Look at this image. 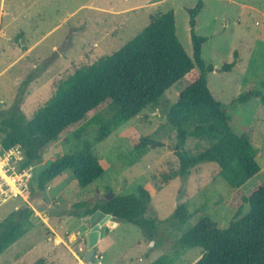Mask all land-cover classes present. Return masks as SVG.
Instances as JSON below:
<instances>
[{
    "label": "rangeland",
    "instance_id": "obj_1",
    "mask_svg": "<svg viewBox=\"0 0 264 264\" xmlns=\"http://www.w3.org/2000/svg\"><path fill=\"white\" fill-rule=\"evenodd\" d=\"M197 1L0 0V7L14 8L20 15L23 4H26L30 6L31 21L41 19L40 28L31 27L34 22L29 24V20L26 23L19 21L28 31L26 47L36 42L28 52H23L22 37L13 34L12 27L7 36H0V121L3 115L20 112L26 120L30 119L54 94L58 83L71 75L77 66L93 63L101 56L117 51L139 34L155 14L170 9L174 11L177 35L188 54L193 56L188 8L194 7ZM203 1L196 33L209 37L202 47V57L207 64L214 66L213 71L206 72L208 86L215 98L228 108L232 127L238 133H247L257 148L261 170L242 187L248 193L264 181V103L257 96L243 103L235 100L251 86H257L264 92V0ZM235 60L237 63L232 68L224 69L226 63ZM186 85L185 80L178 81L158 102L150 104L143 113L102 141L95 139L99 129L97 123L83 126L62 138L43 155L41 166L90 145L104 173L83 187L73 171L67 170L56 177L45 191L28 195V201L14 197L3 203L0 221L16 210V206H33L51 224H56L58 232L63 235L61 231L71 230L70 222L74 227L77 222L73 217L60 220L61 215L51 213L54 206L69 208L75 201L88 199L99 190L105 195H126L137 193L141 187L147 189L151 194L150 210L168 225V230L159 231L158 236L150 241L140 227L122 220L103 244L98 245L114 246L107 253L104 264H124V261L127 264L126 258H119L122 252L128 253V260L137 259L138 246H154L156 243L157 246L174 248L178 232L188 230L205 216H210L220 228H226L235 213L229 201L236 189L220 175L219 165L202 162L192 169L188 177L175 175L180 167L175 154L177 149H186L196 155L212 145L211 140L190 134L182 139L166 118V110ZM115 110L116 106L112 104L95 116L108 118ZM187 128L188 131L192 129L191 126ZM144 137L159 144L136 147ZM57 194L67 197L64 200ZM179 203L188 206L190 216L185 223L175 218ZM248 209L246 204L244 213ZM39 212L36 214L34 211L33 215L39 217ZM41 225L30 228L2 253L0 264H63L50 256L55 251L52 247H61L64 243L56 244L53 233L51 236L46 234ZM80 241L87 246L84 236L78 243ZM78 243L69 244L76 249ZM34 246L36 248L33 249ZM201 251V247H190L185 250L181 261L188 263ZM65 261L71 263L68 257Z\"/></svg>",
    "mask_w": 264,
    "mask_h": 264
},
{
    "label": "trees",
    "instance_id": "obj_2",
    "mask_svg": "<svg viewBox=\"0 0 264 264\" xmlns=\"http://www.w3.org/2000/svg\"><path fill=\"white\" fill-rule=\"evenodd\" d=\"M203 5L204 1L198 0L194 7L188 8L193 56L177 35L174 11L155 14L150 23L120 49L93 63L77 66L58 83L54 94L30 119L26 120L21 112L3 115L0 145L2 149L21 146L27 156L25 165H32L41 163L43 155L62 138L88 124L99 125L95 139L102 141L143 113L150 104L158 102L170 87L183 79L187 85L166 110V118L182 139L190 134L209 139L212 145L196 155L177 149L175 154L180 167L175 175L188 177L202 162L217 163L220 175L236 189L229 202L235 214L226 228H220L210 216L202 217L188 230L178 232L175 245L178 248L174 246L175 249L162 254L152 264H173L185 250L197 246L203 249V255L194 264H264V181L248 193L242 188L261 170L257 148L247 133H238L232 127L228 108L215 98L208 86L206 72L213 71L214 66L202 57V47L209 37L196 33L197 16ZM235 63L236 60L226 63L224 69L232 68ZM256 87L251 86L235 101L243 103L257 96L264 103V92ZM112 104L116 110L110 117L95 116ZM187 126L192 129L188 131ZM157 144L144 137L136 147ZM70 169L83 187L104 173L98 156L87 145L47 165L38 164L28 195L45 191L56 177ZM150 203V192L141 187L137 193L117 194L110 199L96 193L74 202L69 208L54 206L51 213L83 219L102 209L116 219L137 225L145 237L153 241L159 231L168 230V225L150 211ZM246 204L249 209L244 213ZM33 213V207L23 206L0 221V255L35 226L31 219ZM189 216L187 204L179 203L175 218L185 223Z\"/></svg>",
    "mask_w": 264,
    "mask_h": 264
},
{
    "label": "crops",
    "instance_id": "obj_3",
    "mask_svg": "<svg viewBox=\"0 0 264 264\" xmlns=\"http://www.w3.org/2000/svg\"><path fill=\"white\" fill-rule=\"evenodd\" d=\"M23 5H24L22 7L23 12H22L21 15L18 14L17 13L18 10L16 11V9L14 10V8L13 9L12 8L6 9L5 8V5L2 6V7H0V36H2V35L3 36H7L9 34V29L12 27L13 28L12 33L15 34L16 36H21L22 37L21 45H22V48L25 49V51H23V52H28V51H30L33 48V46L35 45L36 42L33 45H31L30 47H26L25 38H26V36L28 34V31H27L26 27L23 26L22 23H19V21H22L23 23H26V21L29 20V24H31V22H34L31 27H33V28H37V27L40 28V26H41V19H37V20L34 19V20L31 21V18H30L31 17L30 6H27L26 4H23ZM236 63H237V61H236ZM4 70H5V68L2 69L1 72H3ZM36 164L38 166L39 163H36ZM97 193H100L102 195V198L103 199H110L113 195H115V194H113V195L112 194H110V195L102 194L101 193V190H99V192H97ZM95 194L96 193H94L92 196H94ZM57 195L60 196V194H57ZM27 196L26 197H22V198H24L25 200H27ZM62 197L64 199V198L67 197V195H63ZM18 207L19 206H16L17 209H18ZM33 208H34L35 213L36 212H39L35 207H33ZM150 211H152V210H150ZM36 214L35 215L32 214V217H31L33 223L35 224L34 227H38L39 223L41 225V222H42V225L41 226L44 227V230H45L44 232H46V234H49L50 236L53 233V237L56 238V241H55L56 244L59 245V243H64V246H61V247L54 246V247H52V248L55 249V251H54L53 255H51L50 257H53L56 261L61 262L63 264H68L65 261V258L66 257H68L71 260V263L70 264H81V262L83 261L82 258H81L83 256L82 255L83 253L80 251V248H86V246H83L84 245L83 244V241H80V243H78V240L80 238H82V236L78 232V227L81 225V223L83 222V220H81V219H79V218H77L75 216H72V215H61L60 216V220H61V218L63 219V217L66 218V219H69L70 217H73V218L76 219V222H77V224L75 225V227H74V223L70 222L69 226H70L71 230L65 229V230H63L64 232L61 231L64 236H67V237H64L63 235H61L58 232V228H57L56 224H51L48 220H46V218L44 216H42L43 214H41L40 212L38 214L39 217L36 216ZM121 221L122 220L116 219V218H113L111 220V222H114V224H112V223L110 224L109 223V227H108V230L106 232V235H105L104 239H102L99 242L98 245L103 244L105 238L110 235V233L112 232V230L115 227H117L118 225H120V222ZM60 229L62 230V228H60ZM57 238H60V240L58 241ZM142 239L143 240H147L145 238H142ZM76 242L78 243L77 246H76V249H73L70 244H73V243H76ZM39 243H40V241H39ZM112 247L114 248V246H112ZM112 247H110V246H98L97 247V251L101 252L104 255V257H103V259L101 260L100 263L97 260L96 261H93V262H95V264H104V262L106 260V257H107V253L111 252V248ZM197 247H199V246H197ZM34 248H36V246H34L33 249ZM138 248H140V251H139V257L137 259H135V260L134 259L128 260L129 255L126 252H122L120 254V257L119 258H121L122 260H124V258H126V260L128 261L127 264H152L162 254H164V253H166V252L171 251V250L174 249L172 246H152L150 244L148 246H138ZM184 254H185V252L173 264H194L196 261H198L202 257L203 251H201L198 254H196L193 257V259H191L190 261H188V263H186L184 261H181L182 256ZM124 264H126L125 261H124Z\"/></svg>",
    "mask_w": 264,
    "mask_h": 264
},
{
    "label": "built area",
    "instance_id": "obj_4",
    "mask_svg": "<svg viewBox=\"0 0 264 264\" xmlns=\"http://www.w3.org/2000/svg\"><path fill=\"white\" fill-rule=\"evenodd\" d=\"M26 161L27 156L21 146L0 148V206L11 198L28 195L37 164L25 165ZM85 250L86 248H80L83 254ZM103 257L101 252L96 251L92 261L100 263Z\"/></svg>",
    "mask_w": 264,
    "mask_h": 264
},
{
    "label": "water",
    "instance_id": "obj_5",
    "mask_svg": "<svg viewBox=\"0 0 264 264\" xmlns=\"http://www.w3.org/2000/svg\"><path fill=\"white\" fill-rule=\"evenodd\" d=\"M114 218L113 214L102 209H97L91 215L81 219L83 222L78 227V232L85 237L87 246L83 254V262H90L94 258L99 242L104 239L106 232Z\"/></svg>",
    "mask_w": 264,
    "mask_h": 264
},
{
    "label": "bare ground",
    "instance_id": "obj_6",
    "mask_svg": "<svg viewBox=\"0 0 264 264\" xmlns=\"http://www.w3.org/2000/svg\"><path fill=\"white\" fill-rule=\"evenodd\" d=\"M112 224H114V222H112ZM117 224V223H116Z\"/></svg>",
    "mask_w": 264,
    "mask_h": 264
}]
</instances>
